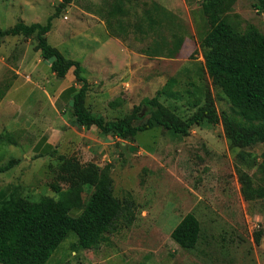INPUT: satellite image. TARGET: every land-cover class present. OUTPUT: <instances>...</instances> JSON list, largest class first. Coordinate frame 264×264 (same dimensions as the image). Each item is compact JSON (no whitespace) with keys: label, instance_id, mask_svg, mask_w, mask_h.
<instances>
[{"label":"rangeland","instance_id":"1","mask_svg":"<svg viewBox=\"0 0 264 264\" xmlns=\"http://www.w3.org/2000/svg\"><path fill=\"white\" fill-rule=\"evenodd\" d=\"M59 2L0 0V29L18 21L45 24ZM114 3L72 0L52 18L47 34L49 44L80 62L89 111L106 120L124 117L171 77L176 79L174 86L159 100L182 119L196 110L194 102L200 97L195 89L206 84L218 112L230 111L205 70L199 41L206 22L200 0H122L126 13L116 18L124 27L116 29L119 37L107 40L106 11ZM155 5L173 15L164 19L160 31L156 24L147 26V16L159 17ZM227 14L240 28L252 24L264 34V5L259 6V0H236ZM115 20H110L113 26ZM174 33L184 38L176 57L141 52L154 40L171 41ZM36 44L34 35H9L0 43V165L15 161L0 172V188L10 185L33 201L44 196L57 199L50 183L58 157L73 155L101 168L109 164L114 195L130 197L135 204V219L128 227L103 234L90 248H82L70 233L46 264H264V198L244 200L237 174L242 169L255 185H264V142L231 149L220 122L193 125L185 135L159 126L127 139L103 134L95 126L75 125L71 103L61 102L58 94L68 78L78 87L80 83L72 70L56 77ZM55 131H61L55 152L33 154L41 134L54 140ZM89 191L81 193L83 202ZM189 212L200 223L193 249L180 247L170 237Z\"/></svg>","mask_w":264,"mask_h":264},{"label":"trees","instance_id":"2","mask_svg":"<svg viewBox=\"0 0 264 264\" xmlns=\"http://www.w3.org/2000/svg\"><path fill=\"white\" fill-rule=\"evenodd\" d=\"M236 0H200V11L206 22V31L201 36L199 47L206 73L212 84L224 94L230 111L218 112L212 93L207 86L197 87L199 95L194 102L196 110L182 119L164 106L159 97L173 87L176 79L171 77L151 98H144L124 117L106 120L92 113L85 105L87 79L78 60L65 57L61 51L48 43L47 33L51 20L69 5L72 0H60L55 11L45 24L16 22L0 29V43L5 36L34 35L40 56L50 64L56 77L63 78L70 70L78 88L71 92L72 123L78 126H95L100 132L115 138H133L138 132L163 127L185 135L193 125L204 121L221 123L228 146L243 148L256 142H264V34L252 24L240 28L227 14ZM122 0H115L108 9L105 28L109 36L119 37L116 29L124 27L116 14H124ZM264 0H259V6ZM158 19L146 17L147 26H160L172 13L155 5ZM115 18V26L111 19ZM137 29L140 26L136 24ZM183 36L174 33L171 41L154 40L141 49L149 57H176L183 44ZM113 105V102H111ZM146 109V110H145ZM147 117L145 118V116ZM145 118V120H143ZM134 120L141 121L134 124ZM55 147L38 154L51 155ZM59 165L51 189L58 198L44 196L37 201L29 200L11 190L10 185L0 188V264H46L65 237L74 233L82 248L92 247L105 233L117 232L128 227L135 219L134 201L129 197L119 199L114 195L110 166L100 167L94 162L82 163L76 156L59 155ZM9 160L0 165V172L13 164ZM264 166V163L261 164ZM241 194L246 201L264 198V185H255L251 176L237 169ZM63 183L65 189L61 186ZM90 190L85 202L81 193ZM200 236V223L189 212L170 232L171 239L180 247L193 249ZM255 242H259V233Z\"/></svg>","mask_w":264,"mask_h":264},{"label":"crops","instance_id":"3","mask_svg":"<svg viewBox=\"0 0 264 264\" xmlns=\"http://www.w3.org/2000/svg\"><path fill=\"white\" fill-rule=\"evenodd\" d=\"M48 34V33H47ZM113 36L106 35L107 40L113 39ZM68 73L64 76L66 77ZM69 84L66 85L64 88H62L58 94L59 99L61 102H70L71 103V92L74 90V88H78L76 82H74L73 78H68ZM54 140L50 139L48 134L43 133L38 138V140L35 142V144L32 146V152L33 154H40L47 152L51 147H54L55 141L61 138V131H55L53 132Z\"/></svg>","mask_w":264,"mask_h":264}]
</instances>
